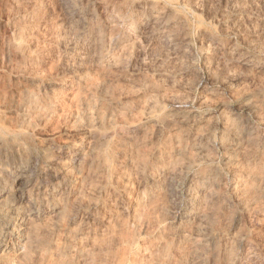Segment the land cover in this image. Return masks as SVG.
Instances as JSON below:
<instances>
[{
    "label": "rangeland",
    "instance_id": "374dc122",
    "mask_svg": "<svg viewBox=\"0 0 264 264\" xmlns=\"http://www.w3.org/2000/svg\"><path fill=\"white\" fill-rule=\"evenodd\" d=\"M151 3L0 0L8 161L31 193L57 189L66 204L30 222V249L10 239L6 263L264 260V0ZM233 124L250 133L228 163ZM211 169L222 180L209 189Z\"/></svg>",
    "mask_w": 264,
    "mask_h": 264
},
{
    "label": "bare ground",
    "instance_id": "6f19581e",
    "mask_svg": "<svg viewBox=\"0 0 264 264\" xmlns=\"http://www.w3.org/2000/svg\"><path fill=\"white\" fill-rule=\"evenodd\" d=\"M120 1H123V0H120ZM129 1V0H128ZM134 1V0H133ZM141 1V0H140ZM144 1H147V0H144ZM148 1H150V3H151V0H148ZM154 0H152V2H153ZM118 2V1H117ZM143 2V1H142ZM157 2V1H156ZM173 2V1H172ZM133 3H135V2H133ZM138 3V2H137ZM141 3V2H140ZM139 3V4H140ZM146 3H148V2H146ZM146 3H145V6H146ZM126 4V3H125ZM124 4V5H125ZM149 4V3H148ZM152 4V3H151ZM154 4V3H153ZM143 5V4H142ZM155 5V4H154ZM157 5V4H156ZM80 6V5H79ZM131 6V5H130ZM134 6H135V4H134ZM148 6V5H147ZM152 6V5H151ZM135 7H137V6H135ZM140 7V6H139ZM81 8H83V7H81ZM80 8V9H81ZM124 8V7H123ZM126 8V7H125ZM77 9V8H76ZM80 9H77L76 10V12H75V10H74V12L76 13V15H80L81 14V12L82 11H84V10H82V11H80ZM88 10V9H87ZM86 10V11H87ZM118 10V9H117ZM119 10H121V9H119ZM72 11V10H71ZM113 11V10H112ZM85 12V11H84ZM90 12V11H89ZM88 12V13H89ZM83 13V12H82ZM87 13V12H86ZM111 13V12H110ZM123 13V12H122ZM74 14V13H73ZM84 14V13H83ZM125 14V13H124ZM86 15V14H85ZM112 15V14H111ZM117 15V14H116ZM119 15H121V14H119ZM83 16V15H82ZM110 16V15H109ZM113 16V15H112ZM115 16V15H114ZM156 16V15H155ZM74 17V16H73ZM79 17H81V16H79ZM78 17V18H79ZM88 17V16H87ZM89 17H91V16H89ZM119 17V16H118ZM76 18H77V16H76ZM108 19H110V18H108ZM121 19V18H120ZM131 19H133V18H131ZM87 20H89V18H87ZM114 20V19H113ZM118 20V19H117ZM128 20V19H127ZM155 21V20H154ZM110 22H112V21H110ZM116 23V22H115ZM127 23V22H126ZM111 24V23H110ZM115 27V26H114ZM119 27V26H118ZM115 30H118V29H114V31ZM81 31V30H80ZM112 31V30H111ZM206 31V30H205ZM76 32V31H75ZM78 33H79V31H78ZM81 33V32H80ZM80 33L79 34H76L77 35V38L78 37H80L81 35H80ZM112 33H113V31H112ZM110 34V35H113V34ZM116 33V31L114 32V34ZM118 34V33H117ZM120 34V33H119ZM76 35H75V37H76ZM79 35V36H78ZM109 35V36H110ZM121 35V34H120ZM213 35V34H212ZM115 36H118V35H116L115 34ZM115 36H114V38H115ZM122 36V35H121ZM75 37H74V39H75ZM110 37H112V36H110ZM110 37H108L109 39H110ZM124 37V36H123ZM217 37V36H216ZM118 38H119V36H118ZM210 38H211V35H210ZM213 38H215V37H213ZM212 38V39H213ZM218 38V37H217ZM123 39V38H122ZM76 40V39H75ZM78 40V39H77ZM124 40V39H123ZM210 40V39H209ZM115 41V40H114ZM220 41V40H219ZM112 43V42H111ZM119 45V44H118ZM121 46V45H120ZM221 46V45H220ZM260 53H262V52H260ZM241 54V53H240ZM244 54V53H243ZM110 55V54H109ZM243 55L241 54V57H242ZM104 57H106V56H104ZM103 57V59H105ZM238 57V56H237ZM245 57V56H244ZM255 57V56H254ZM264 57V56H263ZM107 58V57H106ZM249 58V57H248ZM252 58V57H251ZM250 58V59H251ZM258 58H259V56H258ZM108 59V58H107ZM106 59V60H107ZM111 60H112V57L110 58ZM262 59V58H261ZM244 62H242L243 63V65L244 66H246V68H248V67H250L251 66V62H250V60H248V59H242ZM255 60V59H254ZM253 60V63H255V61ZM107 61H109V60H107ZM238 61V60H237ZM252 61V60H251ZM260 61V60H259ZM257 63H258V61H256ZM241 64V63H240ZM254 65V64H253ZM261 68V65L260 64H256L255 66H254V68ZM253 68V67H252ZM255 70V69H254ZM259 70V69H258ZM262 71V70H261ZM250 73V72H249ZM261 73V72H260ZM250 75V74H249ZM252 75V74H251ZM256 76H258V75H256ZM254 77H255V75H254ZM253 77V78H254ZM251 78V77H250ZM247 101V100H246ZM248 102L249 101H247V103L246 102H244V105H245V103H246V105H249V107H254L253 105H251L250 103L248 104ZM182 105V104H181ZM184 106V105H183ZM186 106V105H185ZM248 107V108H249ZM256 107V106H255ZM247 108V109H248ZM249 110H251V109H249ZM9 111V110H8ZM11 112V111H10ZM8 114V113H7ZM233 121H235V120H233ZM231 122V121H230ZM243 122V121H242ZM232 123V122H231ZM230 123V124H231ZM93 125V124H92ZM238 125V124H237ZM91 126V125H90ZM139 126V125H138ZM4 127H5V125H4ZM93 127V126H92ZM127 127H128V124H127ZM229 127V126H228ZM7 129V128H6ZM121 129H123V128H121ZM237 129H240V128H237L234 124L233 125H231L230 127H229V131L231 132V136H232V139L231 140H226L225 142V144H224V142H223V144L225 145V152H224V154H225V161L226 162H231L232 160H234V159H232L233 158V156H234V154L237 152V149H238V147H239V145H240V143H241V141H242V134H244V135H249V133L250 132H248V131H245L244 133H242L241 132V134H240V132L238 133V130ZM13 130H15V129H13ZM13 130L11 131V132H13ZM16 130H18V129H16ZM20 130V129H19ZM123 130H125V129H123ZM129 130V129H128ZM18 133H19V131H17ZM226 132V131H225ZM228 132V131H227ZM16 133V132H15ZM123 133V132H122ZM21 133H19V135H20ZM253 134V133H252ZM22 135V134H21ZM8 137H11L10 136V134L8 133V131L6 132V130L3 128V127H0V264H3L6 260H7V254L11 251L12 252V250H13V248H14V246L12 245V243L11 242H13V240L12 241H10V239H12V238H14L15 236H16V234H18L16 237H17V239L18 240H20V241H18V243H16V249H15V251L16 252H19V251H21V250H23V251H25L27 248H29L30 246H33L34 245V243L36 242L37 243V241H35L34 242V236H33V238H32V236H31V225H36V224H30V222L31 221H33V219H39V218H42L43 217V220H44V217L46 216V214L50 217V216H52V215H49L48 213H50V212H52L53 214L54 213H57V214H59L60 215V213H61V211L63 212V207H62V205L65 203H61L60 202V200L62 199L61 198V195H62V192L60 191V190H57V189H53V191H51L50 190V192H48V193H46V195H44V196H42V197H37L36 195H34L33 193H31V191H30V188L31 187H29V185L28 184H30L29 183V181H27L28 179H26V169L24 168H21V169H19L18 171H14L13 170V166H11L10 165V163H9V161H8V147H7V145H8V141H13V139H12V137H11V140H9L8 139ZM26 137V136H25ZM24 136H22V138H24V140L26 139ZM247 137V136H246ZM251 137V136H250ZM249 137V138H250ZM15 138V137H14ZM222 139V138H221ZM228 139V138H227ZM23 140V139H22ZM247 140V139H246ZM15 141V140H14ZM13 141V142H14ZM19 141V140H18ZM222 141V140H221ZM21 143H22V141H20ZM20 142H18V143H20ZM26 142H27V140H26ZM220 141H218V143H219ZM12 143V142H11ZM18 143H17V145H14V147L16 146V147H21V145H18ZM211 143V142H210ZM209 143V144H210ZM214 142H212V144H213ZM222 143V142H221ZM220 143V144H221ZM13 144H15V143H13ZM24 144H25V141H24ZM28 144H29V142H28ZM27 144V145H28ZM26 145V144H25ZM30 145V144H29ZM32 145H33V143H32ZM242 145V144H241ZM31 146V145H30ZM29 146V147H30ZM218 146H219V144H218ZM15 147V149H20V148H16ZM23 147H24V145H23ZM28 147V146H27ZM25 148V149H27L26 151H28V148ZM221 147H222V144H221ZM22 148V147H21ZM241 147H239V149H240ZM24 149V148H23ZM31 150H33V149H31ZM10 151H11V149H10ZM24 151V150H23ZM21 152V155H23L24 154V152ZM34 151V150H33ZM17 152V151H16ZM23 153V154H22ZM27 153V152H26ZM28 153H30V152H28ZM33 153V152H32ZM35 154V153H34ZM33 154V155H34ZM9 155H10V152H9ZM25 155V154H24ZM49 155H50V153H49ZM48 155V156H49ZM26 156V157H25ZM25 156H23V157H25L26 158V161H27V157L28 156H30V155H25ZM11 157V156H10ZM19 157H20V155H19ZM235 157V156H234ZM34 158V157H33ZM32 157H31V159H33ZM37 158V157H36ZM22 159H24V158H21V160ZM16 160V159H15ZM25 160V159H24ZM33 160H35V159H33ZM38 161V160H37ZM224 161V162H225ZM22 162V161H21ZM39 162V161H38ZM42 162V161H41ZM12 163H13V161H12ZM24 163V162H23ZM22 163V164H23ZM27 162H25V164H26ZM232 163V162H231ZM14 164V163H13ZM25 166V165H24ZM31 167V166H30ZM29 167V168H30ZM16 168V167H15ZM18 169V168H17ZM34 169V168H33ZM73 170V169H72ZM212 170L213 169H211V172H208V173H212ZM34 171V170H33ZM254 171V170H253ZM31 173H32V171H30ZM213 173L214 174H209L210 176H209V182H208V185H209V187L207 186V189L209 188V189H211V187H213L212 185L213 184H216V182H217V179L218 178H216V176L218 175H216L215 176V173H216V171L214 172V170H213ZM218 173V172H217ZM256 173V172H255ZM263 174V173H262ZM203 175H205V173L203 174ZM202 175V176H203ZM259 175V174H258ZM257 175V176H258ZM8 176H13L14 177V179L13 180H11V181H9V179H8ZM28 176V175H27ZM64 176V175H63ZM219 176H220V174H219ZM256 176V175H255ZM256 176V177H257ZM28 177H30V176H28ZM27 177V178H28ZM62 177V176H61ZM204 177V176H203ZM207 177H208V175H207ZM207 177H206V179H207ZM251 177V176H250ZM259 177H260V175H259ZM63 178V177H62ZM202 178V177H201ZM203 179V178H202ZM219 179H220V177H219ZM219 179H218V181H219ZM19 180H24V183H22V184H20V186L19 187H16L15 186V182H17V181H19ZM66 180V179H65ZM65 180H63V181H65ZM156 180V179H155ZM201 180V179H200ZM205 180V179H204ZM220 180H222V179H220ZM260 180V179H259ZM152 181V180H151ZM171 181V180H170ZM202 181V180H201ZM207 181V180H206ZM173 182V181H172ZM239 182V181H238ZM242 182V181H241ZM19 183V182H18ZM64 183V182H63ZM68 183V182H67ZM72 183V182H71ZM155 183V182H154ZM170 183V182H169ZM204 183V182H203ZM207 183V182H206ZM244 183V182H243ZM58 184V183H57ZM65 184H66V182H65ZM171 184V183H170ZM169 184V185H170ZM176 184V183H175ZM218 184V183H217ZM247 185H248V183H246ZM59 185V184H58ZM57 185V186H58ZM62 185V184H61ZM61 185H59V187L61 186ZM70 185V184H69ZM69 185H66V186H69ZM172 185V184H171ZM246 185V187H248ZM56 186V185H55ZM56 186V187H57ZM150 186V185H149ZM197 186V185H196ZM204 186V185H203ZM216 186V185H215ZM235 186V185H234ZM241 186V185H240ZM243 186V185H242ZM245 186V185H244ZM62 187H64L65 188V185L63 186L62 185ZM169 187V186H168ZM192 187V186H191ZM200 187V186H199ZM236 187V186H235ZM35 188V187H34ZM55 188V187H54ZM63 188V189H64ZM170 188V187H169ZM168 188V189H169ZM193 188V187H192ZM196 188V187H195ZM202 188V187H201ZM201 188H197L198 190L196 191L194 188V191H195V193H199V189H201ZM237 188V187H236ZM239 188V187H238ZM237 188V189H238ZM243 188V187H242ZM251 188V187H250ZM250 188H248V191H249V189ZM206 189V192L208 191ZM215 189V188H214ZM241 189V188H240ZM239 189V190H240ZM247 189V188H246ZM245 189V190H246ZM32 190V189H31ZM202 191V190H201ZM211 191V190H210ZM217 191V190H216ZM244 191V190H243ZM40 192V191H39ZM205 192V191H204ZM214 192V191H213ZM212 192V193H213ZM236 192V191H235ZM247 191H244V193H246ZM190 193H191V191H190ZM194 193V192H193ZM192 193V194H193ZM202 193H203V191H202ZM208 193V192H207ZM211 193V192H210ZM237 193V192H236ZM243 193V192H242ZM244 193H243V195H244ZM248 193V192H247ZM44 194V193H43ZM64 194V193H63ZM66 194V193H65ZM69 194V193H68ZM213 195V194H212ZM242 195V196H243ZM248 195V194H247ZM246 195V196H247ZM68 196V195H67ZM203 196H205V195H203ZM202 196V197H203ZM207 196V195H206ZM209 196V195H208ZM218 196V195H217ZM216 197V196H215ZM219 197V196H218ZM239 197H241V195L239 196ZM249 197V196H248ZM248 197H246V198H248ZM210 198H212L211 196H210ZM217 198V197H216ZM245 198V197H244ZM243 198V199H244ZM246 198H245V200H246ZM204 199V198H203ZM214 199V198H213ZM212 199V200H213ZM62 200H64V199H62ZM194 200V198L191 200V201H193ZM209 200H211V199H209ZM241 200H242V198H241ZM215 201V200H214ZM248 201V200H247ZM251 201V200H250ZM250 201H248L247 203H249ZM245 202V201H244ZM188 203V202H187ZM251 203V202H250ZM249 203V204H250ZM62 204V205H61ZM191 204H193V203H191ZM253 204V203H252ZM64 205H66V204H64ZM188 205V204H187ZM194 205V204H193ZM248 205V204H247ZM195 206V205H194ZM252 206V205H251ZM65 209H67V208H65ZM193 210V209H192ZM64 213V212H63ZM182 213V212H181ZM184 213V212H183ZM51 214V213H50ZM178 214V213H177ZM180 215V214H179ZM58 216V215H57ZM48 217V218H49ZM183 217V216H182ZM181 217V218H182ZM46 218V217H45ZM47 218V219H48ZM51 218V217H50ZM184 218V217H183ZM182 218V219H183ZM181 219V220H182ZM42 220V221H43ZM36 221H38V220H36ZM41 221V220H40ZM35 223H37V222H35ZM28 224H30V225H28ZM38 226V225H37ZM33 227V226H32ZM40 227V226H39ZM43 227V226H42ZM45 227V226H44ZM35 228V227H34ZM33 229V228H32ZM37 229V228H36ZM40 230V229H39ZM38 230V231H39ZM37 231V230H36ZM35 232V231H34ZM33 235V234H32ZM36 237V236H35ZM37 238H38V236H37ZM36 238V239H37ZM35 239V240H36ZM216 239V238H215ZM214 239V240H215ZM219 239V238H218ZM238 239H240L239 237H238ZM237 239V240H238ZM208 240V239H207ZM244 240V239H243ZM14 242H16V241H14ZM13 242V243H14ZM214 242V241H213ZM238 242V241H237ZM245 242V241H244ZM244 242H243V244H244ZM211 243V242H210ZM238 243H241L242 244V242L240 241V242H238ZM246 243V242H245ZM40 244V243H39ZM207 244V243H206ZM205 245V244H204ZM244 245H246V244H244ZM38 246H41V244L40 245H38ZM239 246H240V244H239ZM241 246H243V245H241ZM252 246V245H251ZM209 247H210V245H209ZM213 247V246H212ZM215 247V246H214ZM253 247V246H252ZM33 248V250L35 251V248L34 247H32ZM255 248V247H254ZM30 249V248H29ZM251 249H253V248H251ZM213 250V249H212ZM15 252V253H16ZM248 253V252H247ZM251 253H253L252 252V250H251ZM256 252L254 251V253L251 255H249V258L248 259H250V260H252L253 259V257H254V254H255ZM14 254V253H13ZM263 254V253H262ZM10 255H12V254H10ZM15 255V254H14ZM248 255V254H247ZM246 255V256H247ZM257 255V257H258V254H256ZM256 255H255V257H256ZM20 256V255H19ZM11 257V256H10ZM14 257V256H13ZM21 257V256H20ZM201 256H199V258H200ZM256 257V258H257ZM261 257V256H260ZM262 257H263V255H262ZM16 258V257H15ZM22 258V257H21ZM247 258H246V262H247ZM255 258V259H256ZM10 259V258H9ZM255 259H254V261L253 262H255ZM260 259V262L258 261ZM258 260H257V262H255L256 264H264V260H261V258H259ZM13 260H15L16 261V259H13ZM13 260H11L10 261V263L11 262H13ZM20 260V259H19ZM18 260V261H19ZM198 260H201V259H198ZM198 260L196 261L197 263H198ZM15 261H14V263H15ZM202 261V260H201ZM201 261H199V262H201ZM241 261V260H240ZM7 262H9L8 260H7ZM243 262V261H242ZM248 262H249V260H248ZM252 261H250V264H253V262L251 263ZM6 263V262H5ZM9 263V264H10ZM17 263V262H16ZM15 263V264H16ZM203 263V262H202ZM6 264H8V263H6ZM199 264V263H198ZM201 264V263H200ZM241 264V263H240ZM244 264H245V262H244Z\"/></svg>",
    "mask_w": 264,
    "mask_h": 264
}]
</instances>
